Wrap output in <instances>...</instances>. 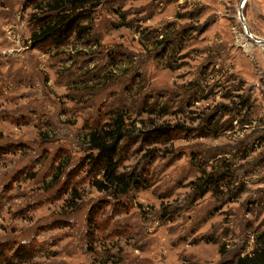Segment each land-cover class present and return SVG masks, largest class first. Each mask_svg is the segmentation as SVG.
<instances>
[{"label":"rangeland","instance_id":"374dc122","mask_svg":"<svg viewBox=\"0 0 264 264\" xmlns=\"http://www.w3.org/2000/svg\"><path fill=\"white\" fill-rule=\"evenodd\" d=\"M42 3L0 0V264L251 253L264 236V44L243 23L264 39V0H99L60 46L29 39ZM117 113L119 172L139 178L120 195L86 166L87 134Z\"/></svg>","mask_w":264,"mask_h":264},{"label":"trees","instance_id":"16d2710c","mask_svg":"<svg viewBox=\"0 0 264 264\" xmlns=\"http://www.w3.org/2000/svg\"><path fill=\"white\" fill-rule=\"evenodd\" d=\"M45 15L42 24L31 34L30 40L36 44L50 43L54 46L64 44L73 34L81 33L82 13H88L99 0H42ZM89 17V16H88ZM125 119L121 113L114 115L100 129L91 130L86 136L90 154L87 157V173L92 185L100 192L114 195L125 194L138 185L139 178L134 173L119 172L118 150L126 136ZM161 135L163 129H156ZM234 264H264V236L256 237L251 253L238 257Z\"/></svg>","mask_w":264,"mask_h":264},{"label":"water","instance_id":"95a60500","mask_svg":"<svg viewBox=\"0 0 264 264\" xmlns=\"http://www.w3.org/2000/svg\"><path fill=\"white\" fill-rule=\"evenodd\" d=\"M241 3H242V2H241ZM240 6H241V4H240ZM239 17H240V20L243 22V19H242V17H241L240 10H239ZM243 26H244V29H245L246 34H247L248 36H250V37H251L252 39H254L256 42H259V43H263V44H264V39L259 38V37H256V36L250 34V33L248 32V29H247V27H246V25H245L244 23H243Z\"/></svg>","mask_w":264,"mask_h":264},{"label":"bare ground","instance_id":"6f19581e","mask_svg":"<svg viewBox=\"0 0 264 264\" xmlns=\"http://www.w3.org/2000/svg\"><path fill=\"white\" fill-rule=\"evenodd\" d=\"M249 46V45H248ZM261 47V46H260ZM247 49V48H246Z\"/></svg>","mask_w":264,"mask_h":264}]
</instances>
